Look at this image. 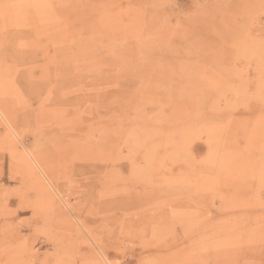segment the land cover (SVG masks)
I'll return each instance as SVG.
<instances>
[{"label": "rangeland", "instance_id": "obj_1", "mask_svg": "<svg viewBox=\"0 0 264 264\" xmlns=\"http://www.w3.org/2000/svg\"><path fill=\"white\" fill-rule=\"evenodd\" d=\"M108 263L264 264V0H0V264Z\"/></svg>", "mask_w": 264, "mask_h": 264}, {"label": "bare ground", "instance_id": "obj_2", "mask_svg": "<svg viewBox=\"0 0 264 264\" xmlns=\"http://www.w3.org/2000/svg\"><path fill=\"white\" fill-rule=\"evenodd\" d=\"M35 162H36V161H35ZM36 164H37V162H36ZM40 169H41V168H40ZM116 196H118V195H116ZM140 198H141V197H140ZM125 201H126V200H125ZM125 201H124V202H125ZM154 201H155V200H154ZM124 204H125V203H124ZM157 204H158V203H157ZM145 205H146V204H145ZM162 210H163V209H162ZM148 211H150V210H148ZM146 212H147V211H146ZM139 215H140V214H139ZM151 216H152V214L150 215V217H151ZM137 217H138V216H137ZM147 218H148V216H147ZM142 219H143V218H142ZM142 219H141V220H142ZM154 219H156V218H154ZM161 219H162V218H161ZM163 219H164V218H163ZM124 220H125V219H124ZM124 220H123V221H124ZM135 220H136V219H135ZM151 220H152V218H151ZM157 220H158V219H157ZM159 220H160V219H159ZM133 221H134V220H133ZM133 221H132V222H133ZM170 221H171V220H170ZM132 222H131V223H132ZM141 222H142V221H141ZM157 222H158V221H157ZM173 222L176 223L175 221H173ZM173 222L171 221V224H172ZM122 223H123V222H122ZM168 223H169V222H168ZM174 223H173V225H174ZM127 225H128V224H127ZM131 225H132V224H131ZM122 226H123V225H122ZM124 226H125V225H124ZM129 226H130V225H129ZM136 226H137V225H136ZM162 227H163V226H162ZM162 227H161V228H162ZM123 228H125V227H123ZM132 228H133V227H132ZM163 228H164V227H163ZM163 228H162V230H163ZM170 228H171V226H170ZM164 229H165V228H164ZM112 230H113V229H112ZM121 230H122V229H121ZM124 231H125V230H124ZM156 231H157V230H156ZM166 231H167V228H166ZM111 232H112V231H111ZM115 232H116V231H115ZM124 233H125V232H124ZM126 233H127V232H126ZM113 234H114V233H113ZM90 235H91V234H90ZM161 235H162V234H160V236H161ZM155 236H156V235H155ZM157 236H158V235H157ZM160 236H158V237H160ZM90 237H91V236H90ZM158 237H157V238H158ZM124 240H125V239H124ZM95 241H96V240H95ZM136 244H137V243H136ZM138 244H139V243H138ZM149 244H150V243H149ZM97 248H98V247H97ZM157 248H158V247H157ZM102 253H103V252H102ZM104 254H106V253H104ZM151 255H152V254H151ZM141 257H142V256H141ZM141 257H140V259H141ZM206 257H207V256H206ZM208 257H209V256H208ZM148 259H149V258H148ZM210 259H211V258H210ZM141 262H143V261H141ZM108 264H109V263H108Z\"/></svg>", "mask_w": 264, "mask_h": 264}]
</instances>
